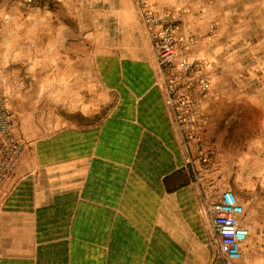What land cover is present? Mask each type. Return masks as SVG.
I'll return each instance as SVG.
<instances>
[{
    "label": "crops",
    "instance_id": "0c3cea01",
    "mask_svg": "<svg viewBox=\"0 0 264 264\" xmlns=\"http://www.w3.org/2000/svg\"><path fill=\"white\" fill-rule=\"evenodd\" d=\"M112 5L117 37L96 59L110 111L99 119L72 113L51 131L43 119L35 136L14 129L23 151L2 195L0 264H264L262 219H245L250 235L239 260L221 257L200 206L227 189L224 173L200 172L198 148L183 142L137 0ZM162 5L156 9L184 24L197 17ZM199 15L200 30L194 26L204 32ZM205 43L190 57L207 54ZM216 106L208 138L215 144ZM11 107L23 110L12 99Z\"/></svg>",
    "mask_w": 264,
    "mask_h": 264
},
{
    "label": "rangeland",
    "instance_id": "374dc122",
    "mask_svg": "<svg viewBox=\"0 0 264 264\" xmlns=\"http://www.w3.org/2000/svg\"><path fill=\"white\" fill-rule=\"evenodd\" d=\"M115 1L0 0V110L12 114L15 133L26 128L35 136L43 119L51 131L72 113L99 119L110 111L113 97L101 86L96 59L117 37ZM158 2L197 16L181 25L206 42L207 54L193 58L209 63L211 78L199 171L223 172L219 179L236 193L245 219L264 220V0ZM11 99L23 110L14 111ZM213 103L216 144L208 140Z\"/></svg>",
    "mask_w": 264,
    "mask_h": 264
},
{
    "label": "built area",
    "instance_id": "2783aa9c",
    "mask_svg": "<svg viewBox=\"0 0 264 264\" xmlns=\"http://www.w3.org/2000/svg\"><path fill=\"white\" fill-rule=\"evenodd\" d=\"M156 2L137 0L155 55L159 81L183 142L188 147L194 144L205 155L211 87L209 63L190 57L199 40L181 25L176 15L157 10ZM13 128L10 111L0 110V207L5 184L14 175L23 151V142L15 136ZM200 212L224 261L239 260L250 229L245 223V208L236 193L226 189L220 196L204 197Z\"/></svg>",
    "mask_w": 264,
    "mask_h": 264
}]
</instances>
